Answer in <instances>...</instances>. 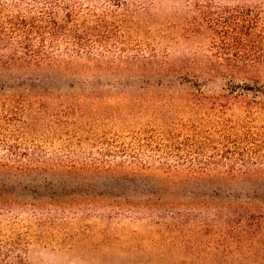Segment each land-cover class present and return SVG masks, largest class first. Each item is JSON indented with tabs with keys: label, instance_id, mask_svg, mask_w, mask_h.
<instances>
[{
	"label": "rangeland",
	"instance_id": "obj_1",
	"mask_svg": "<svg viewBox=\"0 0 264 264\" xmlns=\"http://www.w3.org/2000/svg\"><path fill=\"white\" fill-rule=\"evenodd\" d=\"M73 5L87 53L1 78L0 264H264V64L205 20L264 0Z\"/></svg>",
	"mask_w": 264,
	"mask_h": 264
},
{
	"label": "trees",
	"instance_id": "obj_2",
	"mask_svg": "<svg viewBox=\"0 0 264 264\" xmlns=\"http://www.w3.org/2000/svg\"><path fill=\"white\" fill-rule=\"evenodd\" d=\"M26 1L34 6L24 8ZM74 2L79 0H0V84L12 70L53 66L62 42L65 52L87 53L92 36L98 38L93 32L104 28L105 22L98 19L96 26H89V19L73 12ZM205 20L213 32L214 48L223 51L225 61L243 67L264 64V10L207 14ZM102 38L100 47L105 45Z\"/></svg>",
	"mask_w": 264,
	"mask_h": 264
}]
</instances>
